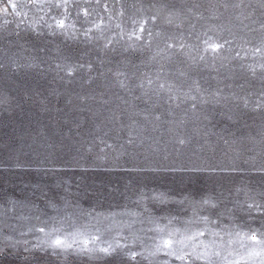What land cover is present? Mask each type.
<instances>
[{"label": "snow or ice", "instance_id": "1", "mask_svg": "<svg viewBox=\"0 0 264 264\" xmlns=\"http://www.w3.org/2000/svg\"><path fill=\"white\" fill-rule=\"evenodd\" d=\"M124 20L130 21L131 31L122 27ZM193 20L205 30L198 32ZM185 29L196 43H185ZM21 30L51 36L82 34L86 41L102 39L105 49L114 51L119 45L124 51L146 54L141 63L147 70L128 71L125 65L109 69V79L91 63L75 64L64 58L49 65L48 70L67 84L103 78L108 91L118 89L114 95L123 106L117 104L107 109V114L89 107L98 123L84 134L76 132L71 153L63 151V141L73 139L72 129L50 135L39 121L34 129L17 135L14 144L0 148V175L35 173L41 182L26 187L44 198L41 208L26 195L6 188L0 193V223L7 229H0V256L23 253L22 259L34 264H41V257L67 264L73 253L86 256L90 264H109L108 258L114 255L126 258V264H264V90L255 100L233 95L234 107L228 113H217L221 99L228 102L230 97L222 96L220 90L202 88L199 80L189 75V70L200 65L209 66V53L212 66L217 59L224 66V61L251 55L254 62L241 67L253 77L259 70L264 81V0H208L206 4L182 3L179 7L164 0H0V36L8 41L0 72L17 75L40 67L38 58H22L11 50L15 46L11 37L19 36ZM208 32L216 33L215 38ZM185 60L187 69L173 71ZM77 98L85 104L95 99L86 94H77ZM14 101L10 93L0 92V108L7 111ZM100 103L107 105L109 100ZM177 109L182 110L179 119ZM248 110L259 114L258 139L249 135L252 146L246 153L234 152L231 145L236 141L226 137L235 133L226 128L214 130L213 121L220 115L236 122ZM189 119L197 126L194 131L203 129L211 155L199 147L186 152L177 146L193 143V136H172V126H182ZM162 124L169 125L166 131ZM80 126L75 125L77 129ZM209 136L226 146L221 154L209 144ZM76 170L150 173L154 179L178 173L181 183L185 177L192 183L194 174L208 173L213 187L199 198L189 195L178 201L187 205L184 210L190 209L191 215L177 226L179 217L153 215L149 203L164 204L168 197L156 189L144 191L140 186L144 180L130 179L122 193L140 210L109 215H93L78 200L68 199L71 185L67 180H58L55 187L59 191L55 193L44 191L48 187L42 183L44 178ZM232 173L240 174L239 184L233 181ZM253 173L261 177L259 188L245 182ZM46 209L55 215L48 216ZM69 209L95 220V224L70 233L49 226V221L63 225L72 219ZM14 221L24 224L18 226Z\"/></svg>", "mask_w": 264, "mask_h": 264}, {"label": "rangeland", "instance_id": "2", "mask_svg": "<svg viewBox=\"0 0 264 264\" xmlns=\"http://www.w3.org/2000/svg\"><path fill=\"white\" fill-rule=\"evenodd\" d=\"M164 2L174 3L179 7L182 3H207L208 0H164ZM207 15V13H205ZM196 23V30L202 32L200 23ZM210 23H220V21H210ZM80 25L78 24L77 27ZM114 27V25H113ZM122 27L126 31H131V23L128 20L122 22ZM209 37L215 38L216 33L208 32ZM127 39V37H125ZM11 40L14 42V47L11 49L22 58L36 57L40 62V67L27 70L26 72L12 75L0 72V92H8L15 101L11 108L5 111L0 108V148L5 144H14L15 137L20 133L27 130H32L36 127L37 122L45 126L46 131L51 135L56 132L68 133L72 129V140L63 141V151L71 153L74 145L73 140L77 139L76 132L84 134L92 130L94 123H98L93 112L88 111L90 107L95 110H100L107 114V109L115 108L117 104H121L116 100L114 93L118 89L113 88L108 91L104 87L103 78L94 79L91 83L84 82L83 79L73 84H67L56 76V73L49 71V65L56 62H62L64 58L75 64L87 65L91 63L97 72H105L108 78L111 79L109 69L115 71L117 67H124L128 71H146L142 65L146 54L139 52L124 51L119 45L116 46L114 51L105 49L103 47L104 41L102 39L86 41L82 34L73 36L64 35H36L35 33L21 30L20 35H12ZM185 43H196L195 38L189 39L187 30L185 29ZM8 47V41L0 36V59L3 58L5 49ZM243 52L241 56H243ZM103 60V65L100 61ZM181 60H184L181 57ZM251 55L247 59L237 60L231 59L224 61V66H221V61L217 59L214 66H212L211 54L209 53L208 65H200L197 69L189 70V75L199 80L202 88L208 91L220 90L222 96H229L230 100L225 102L221 99L220 104L216 106L217 113H228L230 108L234 105L231 102V97L248 96L250 99H257L262 90H264V81L260 79L259 70L256 76L253 77L251 72L246 67L248 63H253ZM138 66V67H134ZM43 69V71H42ZM180 69H187V61L177 64L173 67V71ZM61 76L64 73L60 74ZM85 77L86 73H81ZM96 75V73H94ZM101 93L105 95L101 96ZM77 94L94 96V100H89L86 104L82 103ZM102 99L109 100L107 105H102ZM71 101V102H69ZM132 103L139 104V101H131ZM121 106H123L121 104ZM141 107L143 105H140ZM177 119L182 115V110L177 109ZM216 125L214 130L219 131L221 128H226L235 133L234 137H226L229 140L236 142L231 145L234 152L246 153L247 148L251 147V143L247 137L257 136L260 125V117L256 112L248 110L240 116L239 120L234 122L226 118V116L217 115L213 121ZM80 124L77 129L75 125ZM163 130H167L169 125L162 124ZM173 127V138L193 136L192 144H186L182 147L184 151L191 152L193 148H202L207 154L211 155L208 144L205 143L203 137V129L199 133L194 131L197 127L194 122L189 119L182 126ZM244 139H241V138ZM59 140V137H55ZM209 144H211L217 154H221L225 149L222 141H217L215 136H209ZM198 142V143H197ZM251 155V153H247ZM208 173L194 174L192 183H188L185 177L184 183L180 182V174L166 173L163 174V179H154L150 173H127L123 171H104V170H88V171H69L61 176H49L44 178L42 183L48 185L44 191L47 193L49 189L52 193L59 191L55 185L59 179H64L71 185V191L68 194V199L79 201L80 206L85 210H91L93 215L96 213H103L109 215L111 213H120L126 209H135L136 205L132 199L125 198L123 193V186L130 179L131 180H144L141 188L144 191L156 189L157 192L165 193L168 200L164 204L156 203L153 205L149 203V208L152 210L153 215L163 216H176L180 218L177 226L183 219L191 215V210L185 211L187 205H181L178 201L182 200L185 196H195L199 198L200 194L213 187V181L209 178ZM145 177L147 179L145 180ZM231 177L236 184L240 183L241 176L239 173H232ZM251 182V186L259 188L261 177L258 173H253L250 177L245 178V182ZM41 182V178L35 173L21 172L14 176L0 175V193L6 188L9 192H17L26 195L29 199L35 200L41 208L44 207V198L41 197L39 191L33 195L30 188L26 185H35ZM226 187H231V184H226ZM218 187V186H217ZM51 194V193H50ZM63 195V192H60ZM231 207V205H229ZM48 216L55 215L50 209H46ZM73 213L72 219L65 220L63 225L59 222L49 221V226L62 227L64 233H70L76 229L85 230L86 225L95 224V220L87 216H81L76 213L75 209H69ZM147 215V214H145ZM239 215V214H238ZM47 219V217H42ZM116 219H121L117 216ZM166 221H162L165 223ZM18 226L24 224L23 221H14ZM36 223V221H32ZM0 229H4V225L0 223ZM149 236L155 233H149ZM151 242V241H147ZM23 253H13L7 256H0V264H34L31 260L22 259ZM41 264H57L56 258L41 257ZM109 264H126V258L114 255L108 258ZM67 264H90L86 256H79L71 254L67 257Z\"/></svg>", "mask_w": 264, "mask_h": 264}]
</instances>
